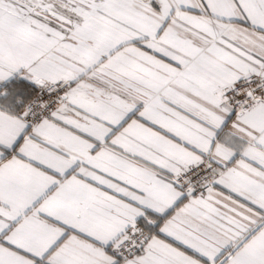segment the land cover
Instances as JSON below:
<instances>
[{
    "label": "snow or ice",
    "instance_id": "obj_1",
    "mask_svg": "<svg viewBox=\"0 0 264 264\" xmlns=\"http://www.w3.org/2000/svg\"><path fill=\"white\" fill-rule=\"evenodd\" d=\"M0 264H264V0H0Z\"/></svg>",
    "mask_w": 264,
    "mask_h": 264
}]
</instances>
